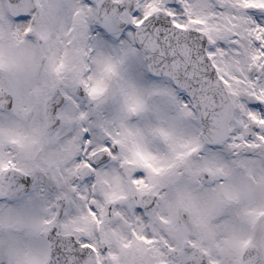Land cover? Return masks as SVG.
<instances>
[{
	"label": "snow or ice",
	"instance_id": "1",
	"mask_svg": "<svg viewBox=\"0 0 264 264\" xmlns=\"http://www.w3.org/2000/svg\"><path fill=\"white\" fill-rule=\"evenodd\" d=\"M0 264H264V0H0Z\"/></svg>",
	"mask_w": 264,
	"mask_h": 264
}]
</instances>
